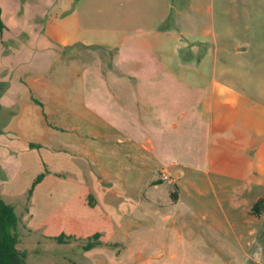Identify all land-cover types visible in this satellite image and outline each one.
I'll return each mask as SVG.
<instances>
[{"label": "crops", "instance_id": "obj_1", "mask_svg": "<svg viewBox=\"0 0 264 264\" xmlns=\"http://www.w3.org/2000/svg\"><path fill=\"white\" fill-rule=\"evenodd\" d=\"M21 1L0 0V196L25 263L21 235L71 236L40 257L69 264L64 246L99 233L75 264H264V212L249 211L264 192V86L230 79L214 0H44L24 18ZM95 46L112 65L82 62Z\"/></svg>", "mask_w": 264, "mask_h": 264}, {"label": "rangeland", "instance_id": "obj_2", "mask_svg": "<svg viewBox=\"0 0 264 264\" xmlns=\"http://www.w3.org/2000/svg\"><path fill=\"white\" fill-rule=\"evenodd\" d=\"M4 1L5 3L7 2V0ZM21 3L23 7H21L18 16H23V18L26 9L30 12L33 10L35 14L39 7L41 10V8L45 6L44 0H22ZM42 13L44 14L46 12L42 11ZM42 13L38 12L34 18L39 19ZM99 13L102 18V10ZM212 13L213 27L216 36L219 41L223 43L219 51V59L222 60L225 55H230L231 59L228 61L237 69L235 74H229V76L231 75L230 79H235L236 76H239L243 79L241 82L244 83L251 92L261 93L258 92L255 87L264 86V75H260L259 73L264 70V65H259L263 60H255L256 63L253 64L254 61L252 62V59H250V54H264V0H214ZM1 20L4 21V19ZM7 44L8 42L5 43V45ZM237 44H240V46L245 45L243 53H236ZM93 49L95 53L94 56H86L82 62L88 65L90 63V65L94 67L112 65L113 60L111 51L105 52L106 49L102 46H95ZM262 95L264 96L263 93ZM5 159L6 155L0 158V162ZM16 159L17 157L12 156L9 158V162L6 161L4 163L7 166H11L15 163ZM10 166H8V170ZM155 173L159 177V181L166 195L167 190L176 188L175 184L162 177L160 178V172L157 171ZM20 241L22 242L21 247H27L33 255V258L28 264H43L40 260V257L45 255L43 254V250H46V252L51 251L49 253L52 255H60L63 253L55 248L56 241L54 239L43 242L40 241L39 238L33 236L21 235ZM85 241L86 239H72V244L64 246L65 254L63 255H65L69 264H75L72 259L77 256V251L81 253L80 249H82ZM75 259H77V257Z\"/></svg>", "mask_w": 264, "mask_h": 264}, {"label": "trees", "instance_id": "obj_3", "mask_svg": "<svg viewBox=\"0 0 264 264\" xmlns=\"http://www.w3.org/2000/svg\"><path fill=\"white\" fill-rule=\"evenodd\" d=\"M1 12V9H0ZM4 26L0 16V29ZM42 174H38L34 182L41 178ZM176 194V189L171 192V195ZM250 213L255 216H260L264 212V192L249 209ZM19 217L17 216L12 203L5 201L0 196V264H26V252L20 250L17 245L19 243L20 226ZM72 237L60 234L54 237L57 243L68 242ZM99 233L89 236L83 248L89 249L97 244H100Z\"/></svg>", "mask_w": 264, "mask_h": 264}, {"label": "built area", "instance_id": "obj_4", "mask_svg": "<svg viewBox=\"0 0 264 264\" xmlns=\"http://www.w3.org/2000/svg\"><path fill=\"white\" fill-rule=\"evenodd\" d=\"M161 176L163 179H166L167 181H170V182L172 181L171 176L166 171H162Z\"/></svg>", "mask_w": 264, "mask_h": 264}]
</instances>
